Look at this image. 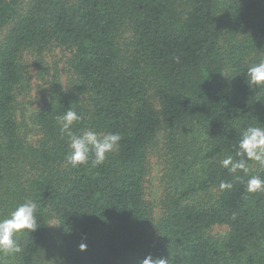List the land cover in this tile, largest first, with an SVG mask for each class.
Instances as JSON below:
<instances>
[{
  "label": "trees",
  "instance_id": "obj_1",
  "mask_svg": "<svg viewBox=\"0 0 264 264\" xmlns=\"http://www.w3.org/2000/svg\"><path fill=\"white\" fill-rule=\"evenodd\" d=\"M261 61L264 0H0V219L37 204V229L0 264H264V192L246 191L264 169L221 164L264 127V88L245 76ZM33 68L46 88L31 128L17 115ZM68 109L73 133L121 136L102 165L68 164Z\"/></svg>",
  "mask_w": 264,
  "mask_h": 264
},
{
  "label": "clouds",
  "instance_id": "obj_2",
  "mask_svg": "<svg viewBox=\"0 0 264 264\" xmlns=\"http://www.w3.org/2000/svg\"><path fill=\"white\" fill-rule=\"evenodd\" d=\"M246 84L252 89L264 88V61L251 64L246 68ZM60 124L61 134L69 138L70 151L66 160L71 167L75 168L88 163L90 153L93 155L92 163L99 166L104 163L107 154L118 150L121 136L119 134H99L91 129L82 134H75L71 127L81 117L73 110L68 109L62 115L56 117ZM234 159L228 156L221 161L223 167L232 174L239 171L247 172V161H253L264 169V127L248 126L241 132ZM220 188L231 189L232 184L222 181ZM246 191L249 193L264 192V179L259 175L251 176L246 181ZM37 204L33 200H25L13 209L9 215L0 219V253L15 255L22 252V247L16 237L19 234L33 232L37 229L36 219ZM81 251L86 250L87 245L79 246ZM138 264H168V257H154L147 254L144 258L138 259Z\"/></svg>",
  "mask_w": 264,
  "mask_h": 264
},
{
  "label": "rangeland",
  "instance_id": "obj_3",
  "mask_svg": "<svg viewBox=\"0 0 264 264\" xmlns=\"http://www.w3.org/2000/svg\"><path fill=\"white\" fill-rule=\"evenodd\" d=\"M56 61V64H55ZM52 62L54 63L55 70L61 72V79L64 80L67 77V73L62 69L63 68V60H61L60 55L56 53L55 57L52 58ZM36 70L32 69V80H31V95L27 98L26 102L22 107V110L18 112V119L23 120L31 128H34V123L32 120V113L36 111L41 104L43 103V93L46 88V84L43 80L39 79L35 76ZM66 81V80H65ZM150 171L146 177V192L149 198L154 203L155 211L158 209L157 202L159 201V197L161 194V175H162V162L158 158L156 154L150 155ZM51 223L54 225V221Z\"/></svg>",
  "mask_w": 264,
  "mask_h": 264
}]
</instances>
